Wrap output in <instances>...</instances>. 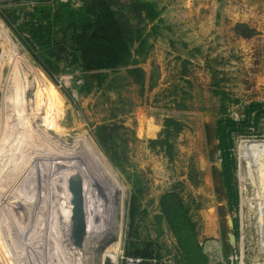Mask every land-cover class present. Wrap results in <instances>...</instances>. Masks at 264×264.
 <instances>
[{
  "label": "rangeland",
  "instance_id": "obj_1",
  "mask_svg": "<svg viewBox=\"0 0 264 264\" xmlns=\"http://www.w3.org/2000/svg\"><path fill=\"white\" fill-rule=\"evenodd\" d=\"M150 1L160 12L153 22L129 0H111L124 32L139 37L135 64L101 71L74 99L57 80L67 54L45 71L28 32L59 2L0 0V264H184L161 218L168 192L199 239L218 242L219 263L264 264V118L260 136L234 138L232 199L215 137L222 108L238 119L245 105L264 102V0ZM51 23L56 43L62 25ZM132 68L144 77L125 72ZM168 120L181 129L164 133ZM75 193L67 231L72 210L60 206ZM68 239L102 243L80 259Z\"/></svg>",
  "mask_w": 264,
  "mask_h": 264
},
{
  "label": "trees",
  "instance_id": "obj_2",
  "mask_svg": "<svg viewBox=\"0 0 264 264\" xmlns=\"http://www.w3.org/2000/svg\"><path fill=\"white\" fill-rule=\"evenodd\" d=\"M82 9L73 10L67 3H58L53 13H38L36 22H31L29 36L36 46L44 50L38 56L41 67L47 71L55 67V62L67 54L69 70L74 68L83 74V84L89 86L102 77L101 71H115L133 66L130 47L139 37L128 36L121 27L111 0H81ZM131 11L142 15L148 22L159 19L160 12L150 0H129ZM62 25V38L52 43V23ZM66 69V68H65ZM64 71V70H63ZM127 74L144 77L142 69L125 70ZM264 118V102H251L245 105L238 119L221 109L215 123V137L219 151L220 169L228 199L231 196V180L235 173L233 157L234 138L239 136H260L259 123ZM170 125H181L166 121L164 133ZM236 201V193L234 194ZM161 218L166 222L178 247L184 264H221L218 260L219 246L213 238L200 240L185 205L173 192L165 193L159 202Z\"/></svg>",
  "mask_w": 264,
  "mask_h": 264
},
{
  "label": "bare ground",
  "instance_id": "obj_3",
  "mask_svg": "<svg viewBox=\"0 0 264 264\" xmlns=\"http://www.w3.org/2000/svg\"><path fill=\"white\" fill-rule=\"evenodd\" d=\"M2 34H3V33H2ZM3 36H4L5 38H7L5 34H3ZM9 44H11V43L9 42ZM11 45H12V44H11ZM12 47H13V46H12ZM7 52H8V51H7ZM75 145H76V144H75ZM37 156H38V155H37ZM33 158H34V157H33ZM77 158H78V157H77ZM67 160H68V159H67ZM65 167H67L66 170L70 171V170H69L70 168H69L68 166H65ZM85 167H86V166H85ZM82 169H83V168H82ZM82 169H81V170H82ZM88 169H89V168H88ZM84 170H85V168L83 169V171H84ZM89 170H90V169H89ZM83 171H82V172H83ZM85 171H86V170H85ZM87 173H88V172H87ZM90 173H92V172L90 171ZM65 175H67V173H66ZM89 175H90V174H89ZM68 178L70 179V177H68ZM74 179H75V178H74ZM78 179H79V178H78ZM82 179H83V178H82ZM68 181H69V180H68ZM72 181H73V180H72ZM71 184H72V183H70V185H71ZM73 184H74V182H73ZM72 186H73V185H72ZM7 187H8V186H7ZM89 187H90V188H89ZM91 187H92L91 184H90L89 186H88V184H87V185H86V188H87V189L85 190V193L88 192L89 189L91 190ZM77 190H78V187H77ZM91 191H92V190H91ZM88 193H89V192H88ZM73 194H74V193H73ZM5 197H6V196H5ZM74 197H75V198H74ZM5 199H6V198H5ZM39 200H40V199H39ZM67 200H68V199H67ZM74 200H76V193H75L74 196H73V195H69V200H68V202L65 203V205L60 206V207L62 208L63 211L69 210L68 208H71L70 210H72V212L70 211V212H71V213H70L71 215L69 214V217H68L67 226H69L70 228H69L67 231H75V227H74V226H75V224H76V218L73 217V215H74V205H73V204H74ZM4 201H5V200H4ZM6 202H7V201H6ZM12 202H13V201H12ZM76 202H77V201H76ZM56 203H57V202H56ZM16 204H17V203H14V205H16ZM18 204H19V203H18ZM54 205H55V207H56V204H55V203H54ZM42 206H43V205H42ZM21 207H23V206H21ZM58 207H59V206H58ZM85 208H86V207H85ZM57 210H58V208H55V213H56L57 216H58V213H57V212H58L59 210H58V211H57ZM86 210H87V209H86ZM86 210H85V212H87ZM88 212H89V211H88ZM89 213H91V212H89ZM54 215H55V214H54ZM89 215H90V214H89ZM55 216H56V215H55ZM96 216H97V215H96ZM85 217H86L85 221L87 222V216L85 215ZM97 218H98V220H99V217H98V216H97ZM63 219H66L65 216H64ZM59 220H60V218H59ZM90 220H91V219H90ZM90 220H89V221H90ZM61 222H62V224L64 223L62 220H61ZM86 222L84 223V224H85V226H84V227H85V231H86V232H88V231H89V232H92V231H91V230H92V226L90 225L89 222H87V223H86ZM93 222H94V221H93ZM98 222H99L100 224L97 223V224H98L97 226H100V228H101V229H100V228H99V229H100L101 231L105 232V231H106V230H105V226L102 227L103 224L101 223L100 220H99ZM92 224H93V223H92ZM101 224H102V225H101ZM67 226H66V228H67ZM102 228H103L104 230H103ZM109 229H110V228H109ZM110 230H111V229H110ZM111 231H112V232H111ZM111 231H109V233H107V235L110 234V235L112 236L113 233H114V230H111ZM98 232H100V231H98ZM117 234H118V233H117ZM104 235H106V234H104ZM119 235H120V234H119ZM119 235H118V236H119ZM68 240H69V239H68ZM69 241H70V240H69ZM117 241H118V240H117ZM70 242H71V241H70ZM82 242H83V243H81V245H79L80 248H78V249H80L81 252L83 253L80 259H85V258H84V257H85L84 255H86L87 253H90V251H92V250H96V249H98V248L100 247L101 243H102V241H101L100 239H98V241H96V243H98V244H96V245H94V243L91 242V240H89V239H88L87 241H82ZM116 243H118V242H116ZM116 243H115V244H116ZM73 244H74V243L71 242V247H73V248H74L76 245L78 246V244H74V245H73ZM26 245H27V244H26ZM79 246H78V247H79ZM95 247H96V248H95ZM24 248H25V247H24ZM117 249H118V248H117ZM117 249H116V250H117ZM58 250H59V249H58ZM73 251H74V253H76L75 250H73ZM73 251H72V252H73ZM77 251L80 252L79 250H77ZM78 255H79V254H78ZM90 259H92V254L90 255L89 259H87V261H90ZM60 261H61V260H60ZM80 261H81V260H80ZM87 261H86V262H87ZM87 263H88V262H87ZM76 264H78V263H76ZM83 264H84V263H83Z\"/></svg>",
  "mask_w": 264,
  "mask_h": 264
},
{
  "label": "built area",
  "instance_id": "obj_4",
  "mask_svg": "<svg viewBox=\"0 0 264 264\" xmlns=\"http://www.w3.org/2000/svg\"><path fill=\"white\" fill-rule=\"evenodd\" d=\"M71 0H57L60 3H67ZM58 83L65 89L69 90L72 97L76 99L78 97V90L83 85V77L77 73H73L72 70L68 68L64 72L57 76ZM180 254V253H179ZM178 255V254H177ZM180 256V255H178ZM142 261H137L136 264H143ZM154 261H152L153 263Z\"/></svg>",
  "mask_w": 264,
  "mask_h": 264
}]
</instances>
